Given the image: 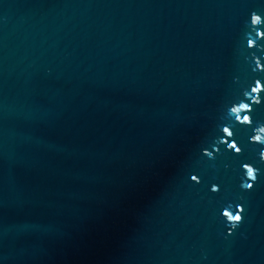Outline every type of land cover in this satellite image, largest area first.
I'll list each match as a JSON object with an SVG mask.
<instances>
[{"label":"water","instance_id":"1","mask_svg":"<svg viewBox=\"0 0 264 264\" xmlns=\"http://www.w3.org/2000/svg\"><path fill=\"white\" fill-rule=\"evenodd\" d=\"M0 264H264V0H0Z\"/></svg>","mask_w":264,"mask_h":264},{"label":"snow or ice","instance_id":"2","mask_svg":"<svg viewBox=\"0 0 264 264\" xmlns=\"http://www.w3.org/2000/svg\"><path fill=\"white\" fill-rule=\"evenodd\" d=\"M252 23H260V17L254 15V16L252 17ZM249 43H251V42H249ZM259 87H260L259 82H257V86H256L255 88H253L252 91H253V92H256V91L259 89ZM245 107H246V106H245ZM234 111H235V109H234ZM244 119H245V121H247V120H248V117L245 116ZM257 139H259V138H257ZM232 147H233V148H236V145L233 144ZM238 150H239V149H237V151H238ZM248 175H249L250 178H254V176H253V170H252L251 168H248ZM193 179H195V177H193ZM248 187L251 188L252 185L249 184ZM229 218L235 220L236 222H240V221H241V217H240V216H232V217H229Z\"/></svg>","mask_w":264,"mask_h":264}]
</instances>
